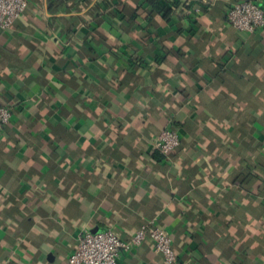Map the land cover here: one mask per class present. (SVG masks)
<instances>
[{
	"label": "crops",
	"instance_id": "0c3cea01",
	"mask_svg": "<svg viewBox=\"0 0 264 264\" xmlns=\"http://www.w3.org/2000/svg\"><path fill=\"white\" fill-rule=\"evenodd\" d=\"M166 1L170 21L139 0H31L0 31V264H66L85 232L150 221L183 264H264V32L228 23L243 0ZM119 264L164 261L145 241Z\"/></svg>",
	"mask_w": 264,
	"mask_h": 264
},
{
	"label": "built area",
	"instance_id": "2783aa9c",
	"mask_svg": "<svg viewBox=\"0 0 264 264\" xmlns=\"http://www.w3.org/2000/svg\"><path fill=\"white\" fill-rule=\"evenodd\" d=\"M31 0H0V31L12 28L26 12ZM189 14L192 10H188ZM228 23L237 30L254 33L264 32V8L252 0H243L231 5L226 11ZM13 116V108L0 101V125H8ZM180 135L172 129L164 130L157 138L156 147L169 157L180 147ZM145 241L154 244L164 264H183L175 252L173 239L156 221L144 223L128 241L123 240L113 230L100 233L85 232L78 241L77 248L68 256L66 264H119L122 253H129Z\"/></svg>",
	"mask_w": 264,
	"mask_h": 264
},
{
	"label": "trees",
	"instance_id": "16d2710c",
	"mask_svg": "<svg viewBox=\"0 0 264 264\" xmlns=\"http://www.w3.org/2000/svg\"><path fill=\"white\" fill-rule=\"evenodd\" d=\"M139 6L150 9L153 13L161 14L165 20L170 21L174 10L177 8V3L174 1L167 2L166 0H139ZM188 19L194 23V16H189Z\"/></svg>",
	"mask_w": 264,
	"mask_h": 264
}]
</instances>
